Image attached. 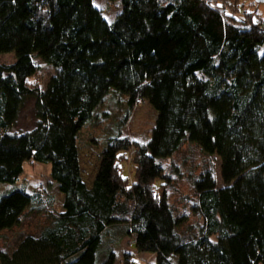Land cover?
I'll return each instance as SVG.
<instances>
[{"label":"trees","instance_id":"trees-1","mask_svg":"<svg viewBox=\"0 0 264 264\" xmlns=\"http://www.w3.org/2000/svg\"><path fill=\"white\" fill-rule=\"evenodd\" d=\"M116 1L107 22L94 0H0V56H14L0 65V237L46 211L0 264H116L123 240L154 264H264L262 20L211 0ZM39 64L54 70L43 87ZM109 97L124 113L87 186L78 140ZM27 101L33 127L16 132ZM139 104L157 114L148 144L121 134ZM31 163L49 165L61 211L15 186Z\"/></svg>","mask_w":264,"mask_h":264},{"label":"rangeland","instance_id":"rangeland-1","mask_svg":"<svg viewBox=\"0 0 264 264\" xmlns=\"http://www.w3.org/2000/svg\"><path fill=\"white\" fill-rule=\"evenodd\" d=\"M234 1L236 0H211L213 4L224 9L231 16L238 18L243 16V12H245L251 14L253 21L262 20V26H264V4H257L253 0H239L238 3ZM241 4L243 7H241ZM94 6L103 12L107 22H111L120 11L116 0H94ZM13 62L14 56L12 54L0 56V65H8ZM39 66L38 76L35 80L43 87L48 78L54 74V70L44 64H39ZM124 108V101L118 97L107 98L103 106L98 109L99 112H106V117L100 115V118L96 121L87 122L81 130L78 140L80 147L79 165L82 180L87 186H90L95 178L99 167V152L105 147L106 139L112 132V126L114 122L122 117ZM156 117V112L148 104L135 106L121 131L122 137H128L141 144H148L151 140ZM98 121L99 124H97ZM33 124V102L27 101L19 113L14 131H28L33 127ZM92 140H96L97 143ZM124 169L129 176H132L129 165L126 164ZM49 170V165L46 164H25L23 174L19 177L15 186L24 187L28 193H45L46 196L52 199V206L48 208V212L56 213L61 211L62 196L58 193L57 187L52 185ZM11 188L10 185L0 184V194L9 191ZM179 189L183 195L188 194V183L185 180L181 181ZM45 214V210L39 213H29V216L22 219L19 227L3 232L0 237V247L11 246L14 239L22 232L35 231L42 224L41 219ZM115 250L117 255L116 264H122V257L125 252L135 253L128 240H123ZM133 256L134 264L155 263L154 256L136 253Z\"/></svg>","mask_w":264,"mask_h":264},{"label":"water","instance_id":"water-1","mask_svg":"<svg viewBox=\"0 0 264 264\" xmlns=\"http://www.w3.org/2000/svg\"><path fill=\"white\" fill-rule=\"evenodd\" d=\"M257 4H264V0H253Z\"/></svg>","mask_w":264,"mask_h":264},{"label":"built area","instance_id":"built-area-1","mask_svg":"<svg viewBox=\"0 0 264 264\" xmlns=\"http://www.w3.org/2000/svg\"><path fill=\"white\" fill-rule=\"evenodd\" d=\"M264 28V26H262Z\"/></svg>","mask_w":264,"mask_h":264}]
</instances>
